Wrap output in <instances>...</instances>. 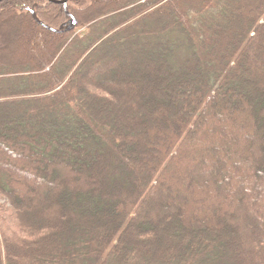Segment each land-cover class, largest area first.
<instances>
[{
  "label": "trees",
  "instance_id": "obj_1",
  "mask_svg": "<svg viewBox=\"0 0 264 264\" xmlns=\"http://www.w3.org/2000/svg\"><path fill=\"white\" fill-rule=\"evenodd\" d=\"M0 264H264V0L0 4Z\"/></svg>",
  "mask_w": 264,
  "mask_h": 264
},
{
  "label": "rangeland",
  "instance_id": "obj_2",
  "mask_svg": "<svg viewBox=\"0 0 264 264\" xmlns=\"http://www.w3.org/2000/svg\"><path fill=\"white\" fill-rule=\"evenodd\" d=\"M3 3V2H2ZM2 3H0V4H2ZM70 5H72L75 9H84V8H86L85 6H81V5H79V4H77V3H74L73 1H71V4ZM70 11V13H72L71 12V10H69ZM37 16L35 15V18H36ZM75 17V16H74ZM76 19V18H75ZM77 20V19H76ZM78 22V21H77ZM78 24V23H77ZM147 25H148V23H147ZM76 29V34H80L81 32H83L84 31V29L85 28H81V27H76L75 28ZM26 36V38H28L29 39V51H30V53L31 54H33V55H37V56H40V53L43 51V50H45L46 49V47L48 46V43H46L45 41H43V36L40 38V36H38V37H36L35 35H34V33L31 31V29L29 28L28 30H27V32H26V34L24 35V37ZM44 39H46V38H44ZM101 43H102V41H99L98 42V45H101ZM70 48H72V45H67V47H66V49H70ZM65 49V50H66ZM125 51H137V50H140V49H142V45H131V46H128V47H124L123 48ZM102 76H100V77H96L97 79H100ZM8 109H10L11 108V106H8L7 107ZM7 108L5 107L4 109H6L7 110ZM112 186H114V185H112Z\"/></svg>",
  "mask_w": 264,
  "mask_h": 264
},
{
  "label": "water",
  "instance_id": "obj_3",
  "mask_svg": "<svg viewBox=\"0 0 264 264\" xmlns=\"http://www.w3.org/2000/svg\"><path fill=\"white\" fill-rule=\"evenodd\" d=\"M5 0H0V3L4 2ZM49 2H54L56 4H61L63 5L64 7H67V4H68V1L69 0H58V1H52V0H47ZM77 26V20L75 19L74 16L70 15V20H69V23H68V28L66 29L67 31H71L73 30L75 27Z\"/></svg>",
  "mask_w": 264,
  "mask_h": 264
}]
</instances>
